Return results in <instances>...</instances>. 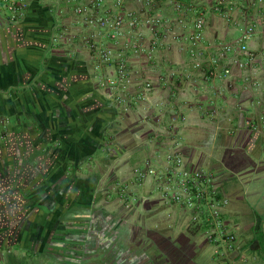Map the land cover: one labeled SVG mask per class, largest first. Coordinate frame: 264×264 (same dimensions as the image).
Wrapping results in <instances>:
<instances>
[{"label":"crops","instance_id":"obj_1","mask_svg":"<svg viewBox=\"0 0 264 264\" xmlns=\"http://www.w3.org/2000/svg\"><path fill=\"white\" fill-rule=\"evenodd\" d=\"M123 1L144 16L136 0ZM219 1L194 0L203 48L217 56L235 46L255 0H229L237 24L214 10ZM26 2L17 22L0 8V264H264V29L210 77L189 54L194 12L185 4L181 25L160 0L169 24L154 62L127 57L130 92L147 80L152 88L125 111L97 85L84 42L91 28L75 13L87 0ZM114 4L106 0L116 12ZM140 31L147 46L149 31ZM236 60L249 62L240 69ZM172 152L187 169L214 175L234 251L217 255L201 228L187 232V210L160 199L154 177L135 178L146 160L165 169ZM95 172L102 177L90 183Z\"/></svg>","mask_w":264,"mask_h":264},{"label":"built area","instance_id":"obj_2","mask_svg":"<svg viewBox=\"0 0 264 264\" xmlns=\"http://www.w3.org/2000/svg\"><path fill=\"white\" fill-rule=\"evenodd\" d=\"M136 1L143 8L144 16L126 10L123 0H115L114 6L118 9L116 12L106 6V0H87V4L75 8V13L84 16L85 24L91 28L84 42L95 61L97 85L100 89L111 92L116 104L125 111L133 102L144 98L145 89L152 88V82L147 80L137 82V95L130 92L133 79L127 57L134 56L146 65L152 64L158 48L164 41L165 27L169 24V20L155 10L154 0ZM170 3L177 13V22L181 25H184L181 15L185 4L194 12L195 19L186 36L189 54L194 61V67L203 69L210 77L216 76L220 58L235 49L248 53V42L258 29H264V0H255L251 4V11L245 13V22L242 23L235 46L224 44L218 56L212 55L203 48L205 18L197 9L194 0H170ZM234 7L231 1L221 0L214 6V10L221 13L226 21L237 24L232 16ZM0 8L6 10L10 21L17 22L25 15L27 2L0 0ZM141 25L146 26L149 31L147 46L140 31ZM60 37V33H56L54 41ZM108 41L112 42V46H108ZM248 57L249 60L253 59L250 52ZM248 62L236 60L235 65L241 69L245 68ZM228 73L229 69H225L220 72V76H226ZM251 85L257 87L258 83L251 81ZM262 119L264 121V115ZM180 120L184 118L181 117ZM165 162L167 167L161 171L146 160L144 166L133 169V174L140 181L154 177L160 199L166 204H174L182 210H187L190 223L205 232L207 242L213 246L217 255L225 256L226 253L234 251L237 247V237L226 227L223 220V208L228 201L217 189L214 175L201 169H187L180 153H167Z\"/></svg>","mask_w":264,"mask_h":264},{"label":"trees","instance_id":"obj_3","mask_svg":"<svg viewBox=\"0 0 264 264\" xmlns=\"http://www.w3.org/2000/svg\"><path fill=\"white\" fill-rule=\"evenodd\" d=\"M160 3H161L160 0H154V8H155V10H157V11L160 10V8H159V4ZM60 29H61V26H57V33L60 32ZM38 57H41V56L38 55ZM38 63H39V61H38ZM39 72H46V73H48L46 66L44 67L43 64L39 63ZM137 93L135 95H137ZM89 101L90 100L88 98L85 99V101H83L82 104L84 105L85 109L86 108H88V109L91 108V103ZM86 104H88V105H86ZM86 106H88V107H86ZM98 126H99L98 128H102L101 127V123H99ZM101 177H102V175H101L100 172L93 173L90 176V180H91L90 183H97V182H99V180L101 179ZM187 232L190 235H197L199 232H201V230H200V227L199 226H195V225L192 224V226H189L187 228Z\"/></svg>","mask_w":264,"mask_h":264}]
</instances>
